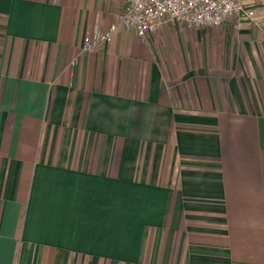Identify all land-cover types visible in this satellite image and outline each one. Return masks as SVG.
<instances>
[{
	"label": "crops",
	"instance_id": "obj_1",
	"mask_svg": "<svg viewBox=\"0 0 264 264\" xmlns=\"http://www.w3.org/2000/svg\"><path fill=\"white\" fill-rule=\"evenodd\" d=\"M142 40L122 0H0V264H264V0Z\"/></svg>",
	"mask_w": 264,
	"mask_h": 264
},
{
	"label": "built area",
	"instance_id": "obj_2",
	"mask_svg": "<svg viewBox=\"0 0 264 264\" xmlns=\"http://www.w3.org/2000/svg\"><path fill=\"white\" fill-rule=\"evenodd\" d=\"M239 16L252 19L256 13L254 9H246L242 0H122L119 24L104 33L97 30L87 35L81 51L86 53L106 45L119 26L145 40L169 24L221 28L228 19Z\"/></svg>",
	"mask_w": 264,
	"mask_h": 264
}]
</instances>
